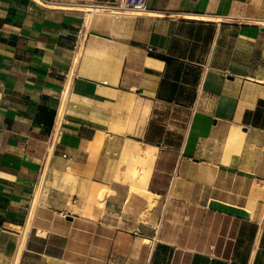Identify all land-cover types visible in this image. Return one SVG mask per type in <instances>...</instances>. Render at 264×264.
Returning a JSON list of instances; mask_svg holds the SVG:
<instances>
[{"label":"crops","instance_id":"1","mask_svg":"<svg viewBox=\"0 0 264 264\" xmlns=\"http://www.w3.org/2000/svg\"><path fill=\"white\" fill-rule=\"evenodd\" d=\"M95 1L0 0V264H264V0Z\"/></svg>","mask_w":264,"mask_h":264},{"label":"bare ground","instance_id":"2","mask_svg":"<svg viewBox=\"0 0 264 264\" xmlns=\"http://www.w3.org/2000/svg\"><path fill=\"white\" fill-rule=\"evenodd\" d=\"M90 7H93L91 4H88ZM91 18V17H90ZM62 116V109L59 113V120ZM58 120V121H59ZM137 151L139 152V156H140V160L142 163H145V165L147 167H144L145 169V173L142 172V174H138V172L134 173L133 175L130 176L129 180L131 182H135V181H138V180H141L143 178V185H146L147 184V181L149 179V176H150V173L152 171V168L150 166V163L154 160L155 158V150L154 149H149L148 147H146V149H144L142 147V145H140L139 143H137ZM139 182V181H138ZM132 186V185H131ZM140 188V187H139ZM137 188L136 186V189L138 192H140V194L142 195H145L147 197H150V196H153L152 192H150L147 188H142V189H139ZM151 198V197H150ZM151 202V201H150ZM152 203V202H151ZM152 206H154V203L152 204ZM30 224V223H29Z\"/></svg>","mask_w":264,"mask_h":264},{"label":"built area","instance_id":"3","mask_svg":"<svg viewBox=\"0 0 264 264\" xmlns=\"http://www.w3.org/2000/svg\"><path fill=\"white\" fill-rule=\"evenodd\" d=\"M103 11H109L118 15L124 10L144 11L148 7V0H99L90 3ZM153 49L152 47H149Z\"/></svg>","mask_w":264,"mask_h":264},{"label":"rangeland","instance_id":"4","mask_svg":"<svg viewBox=\"0 0 264 264\" xmlns=\"http://www.w3.org/2000/svg\"><path fill=\"white\" fill-rule=\"evenodd\" d=\"M83 8H86L85 6H83ZM87 9V8H86ZM96 11H103V10H101V9H97ZM139 163V162H138ZM132 164L135 166V167H137V166H139L140 164H137V162L136 161H133L132 162Z\"/></svg>","mask_w":264,"mask_h":264},{"label":"water","instance_id":"5","mask_svg":"<svg viewBox=\"0 0 264 264\" xmlns=\"http://www.w3.org/2000/svg\"><path fill=\"white\" fill-rule=\"evenodd\" d=\"M132 137L137 138V139H140V138H138L137 136H132Z\"/></svg>","mask_w":264,"mask_h":264}]
</instances>
